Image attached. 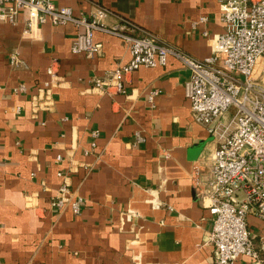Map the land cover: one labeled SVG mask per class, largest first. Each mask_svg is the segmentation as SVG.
<instances>
[{"label":"crops","instance_id":"1","mask_svg":"<svg viewBox=\"0 0 264 264\" xmlns=\"http://www.w3.org/2000/svg\"><path fill=\"white\" fill-rule=\"evenodd\" d=\"M55 4L79 17L104 8L103 26L128 19L139 34L155 33L198 59L225 29L218 0ZM25 29L22 14L0 21V264H215L204 195L217 140L193 117L190 69L171 54L165 65L127 73L124 91L105 92L93 79L109 80L129 61L121 36L96 29L102 48L90 56L72 51L82 30L73 23ZM64 182L86 197L80 214L52 205ZM248 225L261 248L264 220L249 215Z\"/></svg>","mask_w":264,"mask_h":264},{"label":"built area","instance_id":"2","mask_svg":"<svg viewBox=\"0 0 264 264\" xmlns=\"http://www.w3.org/2000/svg\"><path fill=\"white\" fill-rule=\"evenodd\" d=\"M218 1L225 29L212 36V53L205 59L183 52L155 33L139 34V27L128 19L115 27L103 26L100 18L108 11L104 8L90 17H79L72 7H59L55 0H0V21L16 23L22 14L25 33L45 22L73 23L82 30L72 51L90 56L102 48L94 39L96 29L121 36L130 51L129 61L118 64L109 80L93 79L94 87L105 92H121L127 73L143 66L165 65L171 54L178 57L191 72L184 87L193 117L217 140L211 157L210 188L204 195L213 216L206 237L213 245L214 263L263 264L264 234L261 248H257L248 216L264 220V0ZM10 60L19 63L18 53H11ZM48 72L57 77L56 61ZM17 90L25 91L26 86ZM158 93L153 91L150 100ZM137 136L144 140L139 133ZM85 202L86 197L76 194L67 182L57 188L52 199L60 212L71 208L75 214L81 213ZM245 258L251 261H243Z\"/></svg>","mask_w":264,"mask_h":264}]
</instances>
